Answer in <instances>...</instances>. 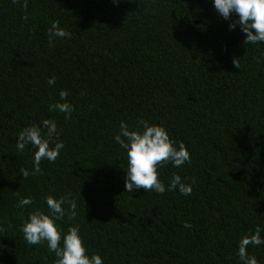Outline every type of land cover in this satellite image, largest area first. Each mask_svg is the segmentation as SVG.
I'll return each mask as SVG.
<instances>
[{"label":"trees","instance_id":"1","mask_svg":"<svg viewBox=\"0 0 264 264\" xmlns=\"http://www.w3.org/2000/svg\"><path fill=\"white\" fill-rule=\"evenodd\" d=\"M237 19L212 0H0V264H54L20 230L48 195L77 201L57 223L78 226L104 264H240L241 237L259 227L264 238V43L245 44ZM52 21L70 37L50 40ZM43 119L64 146L37 171L35 149L16 142ZM141 119L190 153L157 167L163 194L125 192L113 137ZM174 174L195 178L190 195L167 190ZM246 251L264 264V244Z\"/></svg>","mask_w":264,"mask_h":264},{"label":"clouds","instance_id":"2","mask_svg":"<svg viewBox=\"0 0 264 264\" xmlns=\"http://www.w3.org/2000/svg\"><path fill=\"white\" fill-rule=\"evenodd\" d=\"M212 4L225 19H228L230 14H236L238 19L229 24V29H234L238 24L241 32L246 34L245 44L264 43V0H212ZM48 35L51 40L53 37H70L71 33L59 27L57 21H52ZM233 65L239 68V59L234 57ZM54 83V78L48 79L49 85ZM67 95L65 90H61L60 101H65ZM51 107L64 113L65 119H68L72 111V106L68 102H57ZM58 136L56 122L43 119L39 125L23 127L17 137L16 149L23 151L26 145L34 148L33 164L38 171L42 159L54 161L63 148V142L56 139ZM113 139L126 154L125 192L144 188L147 192L163 194L166 187L158 179L157 167L169 162L173 167H180L185 162H190V153L185 144L174 142L167 129L161 124L149 123L141 119L135 126L130 127L126 122L121 121L119 132ZM22 174L26 177L28 172L24 171ZM195 183L194 177L190 183H185L179 175L174 174L167 190H178L180 194L188 196ZM44 202L47 212L40 209L31 211L21 225L20 230L25 242L29 245L46 243L48 251L54 254V264H104L101 255L87 252L78 226H69L64 231L57 223L65 216L66 210L70 217L76 216L77 201L68 196L57 199L48 195L44 197ZM30 204H32L31 198L24 197L18 201L17 206L22 208ZM184 227L190 228L191 225L185 223ZM262 244L264 238L259 227L251 235L241 237L237 250L240 264H258L256 257L249 254L246 249L249 245Z\"/></svg>","mask_w":264,"mask_h":264}]
</instances>
